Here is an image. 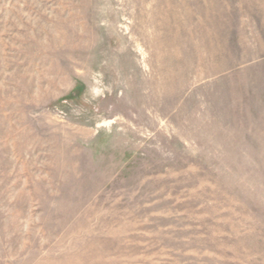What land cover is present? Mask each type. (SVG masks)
I'll return each mask as SVG.
<instances>
[{
  "label": "rangeland",
  "instance_id": "obj_1",
  "mask_svg": "<svg viewBox=\"0 0 264 264\" xmlns=\"http://www.w3.org/2000/svg\"><path fill=\"white\" fill-rule=\"evenodd\" d=\"M0 264H264V0H0Z\"/></svg>",
  "mask_w": 264,
  "mask_h": 264
}]
</instances>
